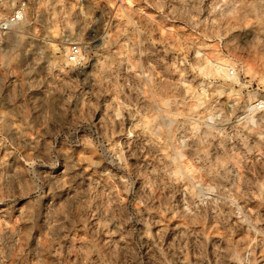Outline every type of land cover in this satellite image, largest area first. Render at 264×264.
<instances>
[{"label": "rangeland", "instance_id": "374dc122", "mask_svg": "<svg viewBox=\"0 0 264 264\" xmlns=\"http://www.w3.org/2000/svg\"><path fill=\"white\" fill-rule=\"evenodd\" d=\"M260 101L264 0H0V264H264Z\"/></svg>", "mask_w": 264, "mask_h": 264}, {"label": "built area", "instance_id": "2783aa9c", "mask_svg": "<svg viewBox=\"0 0 264 264\" xmlns=\"http://www.w3.org/2000/svg\"><path fill=\"white\" fill-rule=\"evenodd\" d=\"M24 14H25V9L23 6H20L15 12L11 14L9 18H7L1 23V28L2 29L11 28L12 26H14L15 24H17L18 22L24 19ZM80 55H81L80 45L73 44L69 50V60H71L72 62H76L79 59ZM236 71H237V67H230L229 73L230 75L234 76L237 73ZM256 107L258 109H262L264 107L263 102L260 101L256 103Z\"/></svg>", "mask_w": 264, "mask_h": 264}, {"label": "bare ground", "instance_id": "6f19581e", "mask_svg": "<svg viewBox=\"0 0 264 264\" xmlns=\"http://www.w3.org/2000/svg\"><path fill=\"white\" fill-rule=\"evenodd\" d=\"M225 70H226V67L218 66V68L216 69V72H222V71L224 72Z\"/></svg>", "mask_w": 264, "mask_h": 264}]
</instances>
